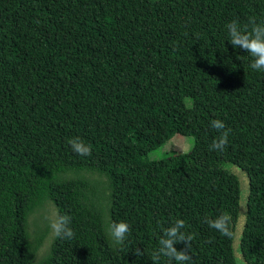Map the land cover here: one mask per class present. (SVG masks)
<instances>
[{
  "label": "trees",
  "instance_id": "16d2710c",
  "mask_svg": "<svg viewBox=\"0 0 264 264\" xmlns=\"http://www.w3.org/2000/svg\"><path fill=\"white\" fill-rule=\"evenodd\" d=\"M249 18L264 22V0H0V264H152L177 219L189 264H264V71L225 27ZM183 116L189 153L121 161L133 133L144 160ZM214 119L224 151L210 150ZM222 213L230 236L204 222ZM61 215L71 239L51 227Z\"/></svg>",
  "mask_w": 264,
  "mask_h": 264
},
{
  "label": "clouds",
  "instance_id": "9594fccd",
  "mask_svg": "<svg viewBox=\"0 0 264 264\" xmlns=\"http://www.w3.org/2000/svg\"><path fill=\"white\" fill-rule=\"evenodd\" d=\"M250 25V27H249ZM228 43L234 49L244 50L251 58L250 67L256 71H264V22L257 23L254 18H249L248 25L241 27L238 21H232L226 24ZM211 127L220 133L210 146V150L224 151L228 145V137L230 129H226V125L219 119L210 121ZM68 144L72 151L80 156H91L92 146L85 144L79 138L68 140ZM204 222L210 227L219 231L222 235H231V217L227 213H222L215 219L205 218ZM71 217L68 215L59 216L51 227L57 237L61 239H71L74 232L70 227ZM186 228V223L182 219L175 220L170 226L164 227L161 230V235L158 240L159 247L153 251L152 264H158L160 257H167L170 262L175 264H189L192 261V256L189 254L191 242L194 239L193 235L183 231ZM130 231V225L124 221L110 222L106 226V232L114 245L124 243L127 234ZM178 243H183L184 248L177 250L174 246ZM137 256H142L143 252L139 249L135 253Z\"/></svg>",
  "mask_w": 264,
  "mask_h": 264
},
{
  "label": "rangeland",
  "instance_id": "374dc122",
  "mask_svg": "<svg viewBox=\"0 0 264 264\" xmlns=\"http://www.w3.org/2000/svg\"><path fill=\"white\" fill-rule=\"evenodd\" d=\"M22 125L31 133H35L37 128L27 120H23ZM173 130L175 131L174 137L168 141L164 146L151 151L146 157L141 159L145 155V146L141 140L140 135L136 132L133 133L125 149L121 161H133V162H152L162 159L171 158L181 153H189L194 146V138L192 135V123L188 116L175 117L173 120Z\"/></svg>",
  "mask_w": 264,
  "mask_h": 264
}]
</instances>
